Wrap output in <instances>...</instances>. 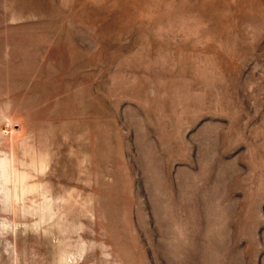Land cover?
I'll use <instances>...</instances> for the list:
<instances>
[{"label": "rangeland", "instance_id": "obj_1", "mask_svg": "<svg viewBox=\"0 0 264 264\" xmlns=\"http://www.w3.org/2000/svg\"><path fill=\"white\" fill-rule=\"evenodd\" d=\"M0 264H264V0H0Z\"/></svg>", "mask_w": 264, "mask_h": 264}]
</instances>
